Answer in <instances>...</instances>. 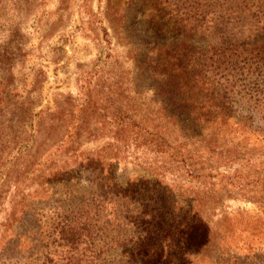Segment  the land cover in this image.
<instances>
[{
  "label": "rangeland",
  "instance_id": "374dc122",
  "mask_svg": "<svg viewBox=\"0 0 264 264\" xmlns=\"http://www.w3.org/2000/svg\"><path fill=\"white\" fill-rule=\"evenodd\" d=\"M194 19L202 27L190 43L184 26ZM184 40L207 53L211 89L255 150V162L247 154L233 167L261 179L258 201L247 187L228 203L234 236L222 225L186 264H264V0H0V264H158L147 254L162 249L163 262L173 260L176 239H155L146 218L147 187L190 219L195 191L209 192L210 180L145 154L143 138L114 137L131 104L145 125L161 87L150 50ZM68 124L79 133L71 149L93 152L95 165L65 171ZM147 159L166 164V178Z\"/></svg>",
  "mask_w": 264,
  "mask_h": 264
},
{
  "label": "trees",
  "instance_id": "16d2710c",
  "mask_svg": "<svg viewBox=\"0 0 264 264\" xmlns=\"http://www.w3.org/2000/svg\"><path fill=\"white\" fill-rule=\"evenodd\" d=\"M201 27L197 19L184 26L190 35L188 42L193 43L197 39ZM188 42L184 40L177 44L174 51L176 45L171 48L172 50L162 48L150 50L148 67L159 79L161 87L146 104L148 115L145 125L138 124L136 107L131 104L128 110L119 112L117 118L124 122L114 137L117 142L128 138L134 140L143 138L145 154L157 155L163 162L167 157L173 164L184 167L198 182L210 180L209 192L195 191L192 197L195 210L191 213L190 219L186 216H177L170 210L176 205L171 204L167 194L162 195L156 189L147 187L151 191L148 196L150 199L144 206L148 223L157 231L154 234L155 239H176L174 245L176 254L169 263L163 262L166 258L163 249L161 252L154 251V255H157L154 257L146 252L142 253L147 254L149 262L156 259L158 264H186L187 252L200 254L204 248L211 245V239L217 238L216 233L222 225H226L225 235L233 237L238 218L230 215L228 203L237 200L236 196L241 195V190L247 187L248 193L252 194L250 199L257 200L255 198L257 190L254 188L261 184V179L255 172H250L251 167H248L249 173L246 175L233 167L241 165L245 155L254 153L255 150L248 149L249 143L246 140L249 137L244 135L245 130L239 124L238 127H233L237 123L233 121L227 97L211 89V80L205 69L208 62L207 53L199 51L192 44L189 46ZM93 75L102 77L103 74L99 71ZM86 108L83 112L88 113L84 118L92 117L95 103H87ZM65 136L66 151H70L74 139L79 136L77 128L70 129L68 124ZM80 150L71 149L72 161L69 160L65 164V171L96 164L92 158L93 152H79ZM252 157L251 154L246 158V163L251 160L255 162L256 159ZM115 158L113 156V159ZM160 161L149 163L147 159L145 163L147 169L162 180L166 178L168 171L164 169L166 164L158 165ZM260 165H264V162ZM221 168H224V171H221ZM159 185L158 182L157 186ZM263 202L262 199L261 203ZM258 227L259 225L254 223L252 231L256 232ZM187 239H190L189 242Z\"/></svg>",
  "mask_w": 264,
  "mask_h": 264
}]
</instances>
